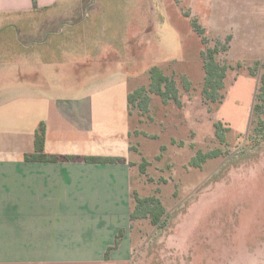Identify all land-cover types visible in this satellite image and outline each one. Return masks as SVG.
Listing matches in <instances>:
<instances>
[{
    "label": "rangeland",
    "instance_id": "374dc122",
    "mask_svg": "<svg viewBox=\"0 0 264 264\" xmlns=\"http://www.w3.org/2000/svg\"><path fill=\"white\" fill-rule=\"evenodd\" d=\"M193 21L205 30V45ZM5 25L15 26L0 34L8 79L0 72V89L14 90V51L18 64L26 53L49 57L62 69L60 83L81 82L93 96L96 123L130 130V213L134 193L165 208L157 226L149 218L126 222L124 244L109 261L105 251L115 240L96 250L101 262L92 264H264V142L249 139L262 69L256 77L249 70L264 62V0H53L0 14ZM31 41L37 44L25 48ZM216 46V60L232 66L218 107L202 97L201 53ZM154 66L175 78L183 106L151 95L146 113L132 107L123 119L121 103L148 86ZM217 121L230 129L225 143L216 138ZM218 148L221 157L189 166L198 151Z\"/></svg>",
    "mask_w": 264,
    "mask_h": 264
},
{
    "label": "crops",
    "instance_id": "0c3cea01",
    "mask_svg": "<svg viewBox=\"0 0 264 264\" xmlns=\"http://www.w3.org/2000/svg\"><path fill=\"white\" fill-rule=\"evenodd\" d=\"M52 3L0 0V14L31 12ZM14 26L0 27V34ZM13 41L16 48L22 46L17 37ZM36 44L31 41L25 48ZM26 54L18 64L14 51V90L0 89V264L101 262L96 250L112 245L130 220V130L108 131L96 123L93 96L84 94L81 82L65 86L58 80L60 66L49 57ZM120 109L126 120L128 102L123 100ZM42 123L44 152L73 160H25L35 152ZM86 156L124 161L89 164L83 161Z\"/></svg>",
    "mask_w": 264,
    "mask_h": 264
},
{
    "label": "trees",
    "instance_id": "16d2710c",
    "mask_svg": "<svg viewBox=\"0 0 264 264\" xmlns=\"http://www.w3.org/2000/svg\"><path fill=\"white\" fill-rule=\"evenodd\" d=\"M192 26L196 33L203 37L202 41L205 45V30L197 24L196 21L192 22ZM219 53V46L209 48L201 53L205 73L202 97L207 104H214L216 107L222 104L225 99V80L228 76V72L232 70L231 65L227 63L221 64L216 60V56ZM259 69H262V73L255 95V102L252 110V127L249 135V139L258 144L260 142H264V62H257L256 65L249 70L250 75L256 77ZM181 81L184 86V90L189 92L191 90V83L189 80L186 77H182ZM151 95L158 96L164 105H169L173 102L180 108L183 106L175 78L165 75L163 70L157 66L152 67L149 71L148 86H142L128 95L129 110H131L132 107H138L146 113L148 111V104ZM214 128L216 138L221 143H225V132L230 131V129H224L221 121L215 122ZM173 143H175L174 140ZM180 145L184 144L180 143ZM44 146L45 125L42 123L35 134V152L33 154L26 155L25 160L28 162L55 163L60 161H71L75 158L73 156L48 155L44 152ZM164 149L165 148L163 147L162 150ZM222 155H224V152L220 148L207 153L198 151V153L190 160L189 166L193 168H202L207 161L216 159ZM83 161L89 164H117L123 162L124 159L117 157L86 156L83 158ZM134 199L137 204L135 211L130 213V220L149 218L154 226L159 225L166 212L161 201L154 196L141 198L137 193H134ZM124 235L125 229H121L115 237V245L113 247H108L105 251L104 259L106 261L110 260L111 250L120 247Z\"/></svg>",
    "mask_w": 264,
    "mask_h": 264
}]
</instances>
